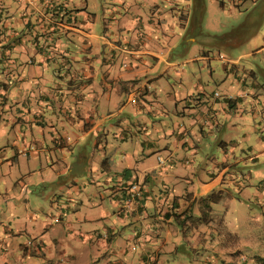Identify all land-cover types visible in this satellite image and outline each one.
I'll use <instances>...</instances> for the list:
<instances>
[{
	"label": "crops",
	"instance_id": "crops-1",
	"mask_svg": "<svg viewBox=\"0 0 264 264\" xmlns=\"http://www.w3.org/2000/svg\"><path fill=\"white\" fill-rule=\"evenodd\" d=\"M163 1L0 0V163L50 165L35 196L50 184L47 197L64 199L27 212L38 228L0 211V262L166 264L162 252L191 246L189 235L222 241L217 204L255 191L264 201V91L213 76L214 61L237 59L181 56L204 5ZM252 1H218L219 12ZM132 183L140 198L129 199Z\"/></svg>",
	"mask_w": 264,
	"mask_h": 264
},
{
	"label": "rangeland",
	"instance_id": "rangeland-1",
	"mask_svg": "<svg viewBox=\"0 0 264 264\" xmlns=\"http://www.w3.org/2000/svg\"><path fill=\"white\" fill-rule=\"evenodd\" d=\"M196 1L204 5V12L200 16L202 30L200 33H192L194 39L188 42V44H182L186 48L190 47V50L188 53L181 56H186V54L188 57L198 56L203 51L209 54L210 57L219 54L227 60L237 59L234 63H226V65L229 66H226V69L223 68L220 59L217 61L213 60L216 63L213 76L215 75L219 81L223 80L222 82H224V80H227V74L231 72V79L235 81V77H238L240 80H245L248 87H250V82L256 80V82L260 84V86H257L258 90L263 92L264 17L262 22L260 16H264V0H253L249 2L247 7L245 5H240L238 7L233 6L230 9L223 10L224 12H219L220 8L218 1L222 0ZM246 2L247 1H245V3ZM256 21L257 23L259 21L262 23L257 25ZM255 24L256 26H254ZM193 65H196V62ZM182 66L186 69L184 63ZM237 68L239 70H237ZM243 69H246V71ZM207 75L208 73L204 71V80H206ZM170 76L174 78L172 73H170ZM175 78L177 84L178 81L185 85L192 83L188 76H176ZM247 116L250 117L251 114L249 113ZM239 137H237V139ZM240 138L239 140H241ZM89 146L93 148L91 152H96L94 146L91 144L87 145V147ZM11 150V148L8 150L10 154ZM2 154L3 151L0 149V155ZM15 161H20V164L15 163L11 169L7 166L8 164L6 161L0 163V211L7 209V207L9 211H14L13 215L15 219L11 218L10 220L13 226H25L28 229H31V226L38 228L40 222L31 218L28 220L27 212L37 214L39 213V209L37 208L39 206L41 209H44L46 213L50 210L53 211L55 205L52 206V202H56L59 206L61 205L63 197L62 199H57L56 197L55 200L47 197L49 196L48 188H51L50 184L45 185L44 194L47 196L44 197V199L40 196H35L41 194L39 185L40 180L42 178L47 179V177L51 175V173L47 171L50 169V165L40 169L38 163L32 162L31 165L33 167L29 166L31 172L28 173L26 172V165H24L23 162L30 161L29 158L21 154ZM33 170H35V172H33ZM74 171L76 172L75 176L83 174V171L80 172L77 169H74ZM21 183L27 188V193H24V187L23 191H21ZM7 194L13 196L14 199H6ZM23 196H25L28 201V204L25 205L27 209H25L23 205ZM5 200H8V205L5 204ZM66 203L67 202H63V204ZM62 210L65 211L66 207H62ZM216 210H218V214L223 217L221 224L224 228L222 241L218 244L214 242V244H212V240L208 236H206L203 241H197L195 236L197 241L195 242V240L192 241L190 239L192 236L189 235V242H193L192 245L190 246L186 241H181L176 251L162 252L163 263L209 264L207 260L212 258V264H262L257 261L256 257L264 259V215L262 214V210H264V201L258 202L256 200V191L251 195L249 192H246L245 198H243L241 202L228 198L223 204H217ZM1 215L0 213V217ZM70 233L71 231L67 230L65 235ZM54 235L55 233L51 232L50 237ZM18 237L19 236H17V238ZM20 238L25 239V235L20 236ZM63 238H65V236L59 237L60 240ZM67 238L69 243H71L72 240H70L68 236ZM32 240L35 242L36 239ZM33 245H35V243H33ZM0 264L6 263L0 262ZM7 264L14 263L11 262ZM15 264L17 263L15 262Z\"/></svg>",
	"mask_w": 264,
	"mask_h": 264
},
{
	"label": "trees",
	"instance_id": "trees-1",
	"mask_svg": "<svg viewBox=\"0 0 264 264\" xmlns=\"http://www.w3.org/2000/svg\"><path fill=\"white\" fill-rule=\"evenodd\" d=\"M212 198V201H214V200H216V196L214 197H211ZM211 198L209 197V198H206V199H204L203 201H204V205L203 206H205L206 207V211H203V213L200 215V220H203V221H205L206 220V218H204L205 216H208L209 215V212H210V205H209V202H211ZM208 219V218H207ZM208 221H209V219H208ZM256 259H257V261L258 262H260V263H262V264H264V259L263 258H261V257H256Z\"/></svg>",
	"mask_w": 264,
	"mask_h": 264
},
{
	"label": "built area",
	"instance_id": "built-area-1",
	"mask_svg": "<svg viewBox=\"0 0 264 264\" xmlns=\"http://www.w3.org/2000/svg\"><path fill=\"white\" fill-rule=\"evenodd\" d=\"M129 199H134V198H140L141 197V188L136 184V183H132L130 185V189H129ZM33 240L28 241V245H30V243H32Z\"/></svg>",
	"mask_w": 264,
	"mask_h": 264
}]
</instances>
